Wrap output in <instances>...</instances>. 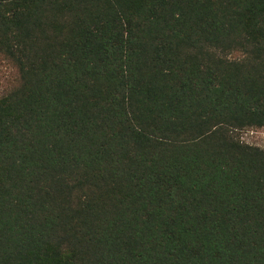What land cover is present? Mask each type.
<instances>
[{
	"label": "trees",
	"instance_id": "obj_1",
	"mask_svg": "<svg viewBox=\"0 0 264 264\" xmlns=\"http://www.w3.org/2000/svg\"><path fill=\"white\" fill-rule=\"evenodd\" d=\"M0 264H264V0H0Z\"/></svg>",
	"mask_w": 264,
	"mask_h": 264
},
{
	"label": "rangeland",
	"instance_id": "obj_2",
	"mask_svg": "<svg viewBox=\"0 0 264 264\" xmlns=\"http://www.w3.org/2000/svg\"><path fill=\"white\" fill-rule=\"evenodd\" d=\"M6 67L0 63V88L4 82ZM242 140L248 144L255 145L264 149V129L260 131H245L242 133Z\"/></svg>",
	"mask_w": 264,
	"mask_h": 264
}]
</instances>
